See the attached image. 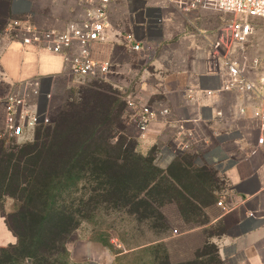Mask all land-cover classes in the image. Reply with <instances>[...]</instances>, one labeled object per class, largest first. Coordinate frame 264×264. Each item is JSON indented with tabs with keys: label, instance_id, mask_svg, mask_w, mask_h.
<instances>
[{
	"label": "crops",
	"instance_id": "0c3cea01",
	"mask_svg": "<svg viewBox=\"0 0 264 264\" xmlns=\"http://www.w3.org/2000/svg\"><path fill=\"white\" fill-rule=\"evenodd\" d=\"M194 1L111 0L105 37L91 46V59L108 65L106 78L113 88V82L121 84L119 91L127 104L134 101L171 110L170 117L154 121L143 134L132 127L141 152H152L155 165L162 170L182 162L213 173L210 186L216 200L202 206L195 203L202 209L200 219L186 223L174 205L165 207V214L172 212L169 229L157 236L145 229L137 236L126 234L123 255L126 264L146 263L153 256L169 264H209L208 249L214 247L217 264H264V141L259 142L264 129L256 117L259 105L222 90L225 74L213 70L212 53L224 36L227 14L216 9L212 0H200L191 7ZM98 3L9 0L8 10L12 21L61 33L69 23H82ZM126 35L134 37L139 50L128 45ZM234 51L235 45L230 52ZM252 63L245 72L239 62L247 77L259 79L264 59L256 57ZM0 73L12 88L20 86L25 97L37 82L70 74L62 53L24 44L13 36L0 52ZM30 104L37 107L32 100ZM126 110L130 112L128 105ZM5 122L1 104L0 130ZM179 145L183 148L177 150ZM220 200L222 206H218ZM16 243L0 210V249ZM81 243L84 254L80 259L73 254L74 262L89 264L91 257L99 264L108 263V247L93 241ZM185 243L190 245L187 253Z\"/></svg>",
	"mask_w": 264,
	"mask_h": 264
},
{
	"label": "trees",
	"instance_id": "16d2710c",
	"mask_svg": "<svg viewBox=\"0 0 264 264\" xmlns=\"http://www.w3.org/2000/svg\"><path fill=\"white\" fill-rule=\"evenodd\" d=\"M8 5L9 0H0L3 25L12 22ZM93 79L101 82L100 90L107 87L124 101L126 96L116 95L107 80ZM98 114L75 126L68 137L40 125L31 142L7 147V140L0 139V210L17 238L7 248H15L33 264H66L62 260L69 258L67 245L78 240L81 221L77 217L102 204L105 213L126 214V234L137 236L145 229L157 236L170 227L165 207L174 205L189 223L202 215L196 202L202 206L216 200L211 170L182 162L162 170L152 152L142 153L138 137L128 132L130 126L138 131L132 113L124 109L116 115ZM106 179L100 189V181ZM100 199L104 203L99 204ZM7 201L12 203L10 210L5 207ZM101 239L104 242L105 237ZM150 258L135 263L160 264L164 259Z\"/></svg>",
	"mask_w": 264,
	"mask_h": 264
},
{
	"label": "built area",
	"instance_id": "2783aa9c",
	"mask_svg": "<svg viewBox=\"0 0 264 264\" xmlns=\"http://www.w3.org/2000/svg\"><path fill=\"white\" fill-rule=\"evenodd\" d=\"M111 0H99L97 9L86 14V19L80 23H69L64 32L38 31L32 25L24 24L22 21H12L11 31L13 38L21 40L24 44H35L42 48L52 50L64 55L70 74L84 78H105L109 72L108 65L97 63L90 57L93 43L105 37L107 27V9ZM200 0L190 4L196 7ZM216 9L232 15L234 19L226 24L224 36L221 41L213 46L212 61L216 67L213 70L225 74L223 91L235 92L242 97H247L259 105L256 117L261 121L264 129V72L259 79L247 77L240 67L239 62L232 57L231 48L240 43L244 45L251 37L253 27L248 19L264 18V0H212ZM228 37V38H227ZM133 50H139L140 45L135 42L132 35L124 37ZM229 40V41H228ZM236 47L242 51V47ZM50 97V95L48 96ZM6 112L5 128L0 130V139L8 134L12 138L19 137L26 130L49 123L47 111H39L38 107L32 106L24 97L11 95L3 104ZM130 113L134 116L135 126L139 132L145 133L151 123L158 119L171 116L168 108H154L149 104H139L128 101ZM243 111V109H242ZM180 131H185L183 122H179ZM192 139L191 135H188ZM264 139H260L262 144ZM183 148L179 145L177 150ZM221 200L218 206H222ZM177 232L174 231V234ZM112 245L122 250L123 246L117 240H112ZM89 264H98L93 260Z\"/></svg>",
	"mask_w": 264,
	"mask_h": 264
},
{
	"label": "rangeland",
	"instance_id": "374dc122",
	"mask_svg": "<svg viewBox=\"0 0 264 264\" xmlns=\"http://www.w3.org/2000/svg\"><path fill=\"white\" fill-rule=\"evenodd\" d=\"M233 20L234 19L232 18V15H227V25ZM248 21L253 27V32L251 34L252 39L249 38L242 46L240 43H236V47L241 46L243 49L242 51L237 50L232 52V57L240 62L245 72L248 71L250 67L254 66L252 61L256 59V57L264 59V18L248 19ZM2 23V20H0V26ZM10 25L11 21H8L6 24H2V27H0V52L6 43L12 39L14 34V32L10 29ZM250 39L251 43L249 44ZM261 69H264V65ZM102 80H107V78H103ZM107 82L110 83L111 81L107 80ZM100 83L101 82L98 79L84 78L69 74L65 78L59 80H42L37 82L34 85V88L32 87V92L28 93L25 97L24 92L22 91L23 89H21L20 86L12 88L3 81L0 73V105L4 104L11 95L24 97L28 103H30L32 100L37 105L39 111L43 112L48 110L49 123L44 126H47V129L51 130L53 134L68 137L70 136L71 131L75 129V126L83 125L89 118L92 117V114H100L103 111H110L111 114L116 115L124 109L126 113V102H124L126 101V97L123 101L122 98L120 99L116 96H113L111 94L112 90L109 91V89H106L107 87H103L105 90H100L102 87ZM113 83L116 85L114 87V91H116L115 94L120 96L121 91H119V87L121 84L119 86V83ZM29 87L31 86L29 85ZM107 94H109L112 99L108 98ZM49 95L50 97H48ZM130 132L137 136L136 131L131 126ZM35 135L36 127L26 130L19 137L12 138L8 134H5L2 139H6V146L11 147L15 144L20 145L26 142H31ZM107 181L108 179L101 180L98 185L99 188L102 189L101 187L106 185ZM102 203H104V201L100 199L99 204ZM102 205L97 206V208L91 213H87L85 211L82 216L77 217V219L81 221L80 229L77 233L78 240L67 245V253L69 254V258L63 259L62 262L66 264H80L74 262L73 254H76L78 259L82 258L84 253L82 248L83 244L81 241H93L102 244L106 248L109 246L107 249H110V256L107 264H126V254L123 255V253L126 252V232L128 229L126 228V214H117L116 212L105 213L102 210ZM11 206L12 203L10 201L5 202V207L7 210H10ZM83 207H85V205H83ZM166 215L167 218H169L172 216V212L168 210ZM85 217H88L89 220L84 221ZM111 227H115V230L110 229ZM103 237H105V240H107L106 242L105 240L103 242L101 239ZM113 239L121 243L123 246L122 250H119L112 245ZM104 243L108 244V246H106ZM183 247L187 253L190 245L185 243ZM208 251L210 252L209 264H217V259L214 255V249L209 248ZM88 259L95 261L91 257ZM95 262L98 263L97 261ZM33 263V260L30 258L20 257L15 248L0 249V264ZM160 264H169V261L162 259Z\"/></svg>",
	"mask_w": 264,
	"mask_h": 264
}]
</instances>
